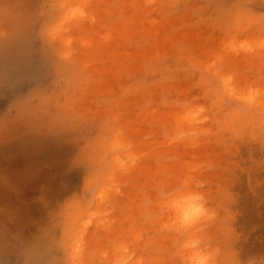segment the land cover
Masks as SVG:
<instances>
[{
  "label": "rangeland",
  "instance_id": "rangeland-1",
  "mask_svg": "<svg viewBox=\"0 0 264 264\" xmlns=\"http://www.w3.org/2000/svg\"><path fill=\"white\" fill-rule=\"evenodd\" d=\"M85 1L0 0V264H264V0Z\"/></svg>",
  "mask_w": 264,
  "mask_h": 264
},
{
  "label": "clouds",
  "instance_id": "clouds-1",
  "mask_svg": "<svg viewBox=\"0 0 264 264\" xmlns=\"http://www.w3.org/2000/svg\"><path fill=\"white\" fill-rule=\"evenodd\" d=\"M184 208L185 211L192 217H196L207 211V205L205 197L198 191H191L184 194ZM194 264H212L210 256L201 255L195 261ZM248 264H252L251 261Z\"/></svg>",
  "mask_w": 264,
  "mask_h": 264
},
{
  "label": "bare ground",
  "instance_id": "bare-ground-1",
  "mask_svg": "<svg viewBox=\"0 0 264 264\" xmlns=\"http://www.w3.org/2000/svg\"><path fill=\"white\" fill-rule=\"evenodd\" d=\"M75 1H76V0H75ZM84 1H85V0H84ZM80 2H81V1H80ZM82 2H83V0H82ZM85 2H86V1H85ZM77 3H78V2H77ZM89 3H90V2H89ZM86 4H87V3H86ZM96 4H97V3H96ZM78 6H79V5H78ZM76 8H77V7H76ZM72 9H73V8H71V10H72ZM78 9H79V8H78ZM71 10H70V8H69V10H68V11L70 12V14L72 13ZM73 11H74V10H73ZM75 11H76V10H75ZM75 11H74V12H75ZM79 11H80V12H79ZM79 11H77V13H74V14H76V15H77V14H81V13H82V12H81V9H79ZM78 12H79V13H78ZM70 14H69V15H70ZM74 14H73V15H74ZM78 16H79V15H78ZM81 16H82V15H81ZM83 16H84V15H83ZM75 18H77V17H75V15H74V18H73V19H75ZM78 18H79V20H80V17H78ZM78 18H77V19H78ZM81 18H82V17H81ZM233 18H234V17H233ZM236 18H237V17H236ZM236 18H234V19H236ZM82 19H83V18H82ZM82 19H81V20H82ZM229 19H230V18H229ZM247 19H248V17H247ZM248 20L250 21V19H248ZM245 22H246V21H245ZM90 23H91V22H90ZM105 27H107V25H106ZM99 37H100V36H99ZM66 40H67V39H66ZM88 40H90V39H88ZM106 40H107V39H106ZM263 41H264V40H263ZM100 42H101V41H100ZM91 43H92V42H91ZM94 43H95V42H94ZM97 43H98V41H97ZM251 43L254 44V42H252V41H251ZM259 44H260V43H259ZM67 45H68V44H67ZM89 45H90V44L88 43V46H89ZM239 45L242 46V44H239ZM246 45H247V43H246ZM246 45H245V46L243 45V46L246 47ZM229 46L231 47V45H229ZM232 46H234V44H233ZM237 46H238V45H237ZM241 46H239V47L242 48ZM89 47H91V45H90ZM234 47H235V46H234ZM234 47H233V48H234ZM109 48H110V47H109ZM242 49H243V48H242ZM244 49H245V50H246V49L249 50L248 47H246V48H244ZM244 49H243V50H244ZM245 50H244V51H245ZM103 51H104V50H103ZM263 54H264V53H263ZM259 55H260V57L262 58V56H261L262 54H259ZM248 56H249V55H248ZM250 58H252V57H250ZM258 58H259V57H258ZM263 58H264V57H263ZM247 60H248V59H247ZM252 60H253V59H252ZM252 60L249 61V62H254V61H255V60H254V61H252ZM209 66H212V65L209 64ZM212 67H213V66H212ZM212 67H210V68H212ZM214 67H215V66H214ZM225 73H226V72H225ZM227 73H228V72H227ZM228 75H229V74H228ZM226 76H227V75H226ZM226 76L223 77V76L221 75V77H222L221 80H222V81H223V78H226V79H224L225 81H223L224 84H225V85L223 84V85H224L223 90H225V91L227 90V89H224V88L226 87V83H229V82L232 80V79L230 80V79H229L228 77H226ZM228 79H229L230 81H229ZM226 80H228V81H226ZM237 82H238V81H237ZM221 84H222V83H221ZM230 84H231V83H230ZM238 84H239V83H238ZM238 84H237V85H238ZM223 85H222V86H223ZM231 85H232V84H231ZM228 87H230L231 90H233V89L235 88V87H234V88L232 87V88H233V89H232L231 86H227V88H228ZM236 89H237V88H236ZM234 90H235V89H234ZM234 90H233V91H234ZM238 90H239V89H238ZM255 90H256V89H255ZM258 90H260V89H258ZM217 91H218V90H217ZM228 91H229V90H228ZM235 91H236V90H235ZM235 91H234V92H235ZM236 92H237V91H236ZM240 92H241V90H240ZM240 92H238L237 94H241ZM227 93H228V92H227ZM255 93L258 94L257 91H255ZM224 94H225V93H224ZM224 94H223V95H224ZM221 96H222V95H221ZM230 96H231V95H230ZM234 96L237 97V95H234ZM234 96H233V97H234ZM239 96H240V95H239ZM239 96H238L237 98H239ZM218 97H219V95H218ZM250 97H251V96H250ZM250 97H249V98H250ZM242 98H244V97H242ZM253 98H254V97H253ZM253 98H251V100L254 102V99H253ZM244 99L247 101L248 98H247V99L244 98ZM251 100H250V101H251ZM247 102H249V101H247ZM254 103H255V102H254ZM256 103H257V102H256ZM250 104H251V103H250ZM257 104H258V103H257ZM222 117H223V116H222ZM223 118H224V117H223ZM223 118H222V119H223ZM222 119L220 118V121H221ZM225 119H226V118H225ZM223 121H224V120H223ZM224 123H225V121H224ZM229 123H230V122H229ZM119 135H120V134H119ZM101 193H102V192H101ZM103 193H104V192H103ZM101 195H102V194H101ZM103 196H104V195H103ZM181 205H182V204H181ZM183 206H184V205H183ZM183 206H182V207H183ZM179 207L181 208L180 205H179ZM180 208H179V209H180ZM182 209H183V208H182ZM182 209H181V210H182ZM184 209H185V208H184ZM181 210H180V211H181ZM74 211H75V210H74ZM78 211H79V210H78ZM80 211H81V210H80ZM183 211H184V210L181 211V216H182V214H183V215L187 214V213L184 214ZM185 212H186V211H185ZM187 215H188V214H187ZM188 216H190V215H188ZM188 216L185 218L187 222L184 220L183 223H184V222L188 223V220H187ZM155 217H156V216H155ZM157 217H158V216H157ZM190 217H192V216H190ZM183 218H184V217H183ZM189 220H192V219L189 218ZM156 223H157V222H156ZM186 223H185V224H186ZM72 243H73V242H72ZM80 243H81V242H80ZM78 244H79V243H78ZM77 246H78V245H77ZM77 246H76V247H77ZM79 248H80V247H79ZM81 248H82V246H81ZM122 249H123V248H122ZM76 250H77V249H76ZM76 250H75V251H76ZM71 251H72V250H71ZM79 251H80V250H79ZM83 251H84V250H83ZM72 252H73V251H72ZM73 253H74V252H73ZM82 253H83V252H82ZM75 254H76V252H75ZM77 255H78V254H77ZM77 257H80V256H77ZM70 258H71V257H70ZM81 258H82V257H81ZM82 259H83V258H82ZM84 259H85V258H84ZM117 259H119V258H117ZM117 261H118V260H117ZM73 262H74V261H73ZM118 262H119V261H118ZM70 264H71V263H70ZM74 264H75V263H74ZM77 264H78V263H77Z\"/></svg>",
  "mask_w": 264,
  "mask_h": 264
}]
</instances>
